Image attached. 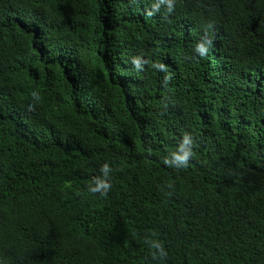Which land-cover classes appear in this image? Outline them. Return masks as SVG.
<instances>
[{"label": "trees", "instance_id": "1", "mask_svg": "<svg viewBox=\"0 0 264 264\" xmlns=\"http://www.w3.org/2000/svg\"><path fill=\"white\" fill-rule=\"evenodd\" d=\"M0 264H264V0H0Z\"/></svg>", "mask_w": 264, "mask_h": 264}, {"label": "clouds", "instance_id": "2", "mask_svg": "<svg viewBox=\"0 0 264 264\" xmlns=\"http://www.w3.org/2000/svg\"><path fill=\"white\" fill-rule=\"evenodd\" d=\"M209 43H210V42H209ZM196 51H197L200 55H204V54H206V52H207V47L205 46L204 43L197 44V46H196ZM184 143H185V145L189 144V143H190V138L185 137V141H184ZM190 154H191L190 151H185V152H184V155H183L182 157H179V159H181V160H183V161H186L187 158H188V156H189ZM107 170H108V169H107V167L105 166L104 171L107 172ZM101 187H102L103 189L107 190V188L109 187V185H108V184H98L97 187H90L89 190L92 191V192H96V191H98L99 188H101ZM151 246H152L153 248H155V249L159 252L160 257H163L164 255H166V253L164 252L163 247H162L161 245H159V244L153 242V243L151 244ZM153 258H154V259L156 258V253H153Z\"/></svg>", "mask_w": 264, "mask_h": 264}]
</instances>
